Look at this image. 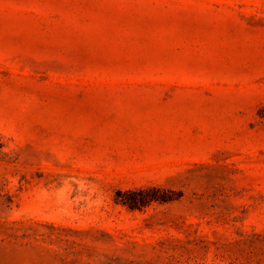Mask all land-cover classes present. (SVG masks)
I'll return each mask as SVG.
<instances>
[{
	"label": "rangeland",
	"instance_id": "obj_1",
	"mask_svg": "<svg viewBox=\"0 0 264 264\" xmlns=\"http://www.w3.org/2000/svg\"><path fill=\"white\" fill-rule=\"evenodd\" d=\"M0 264H264V0H0Z\"/></svg>",
	"mask_w": 264,
	"mask_h": 264
},
{
	"label": "trees",
	"instance_id": "obj_2",
	"mask_svg": "<svg viewBox=\"0 0 264 264\" xmlns=\"http://www.w3.org/2000/svg\"><path fill=\"white\" fill-rule=\"evenodd\" d=\"M151 189H139V190H128L127 193L128 195H130L131 197H133L134 199H132V201H130L128 204L131 208H135L137 206L143 205L145 203H147L149 200H151L153 197H146L145 195L147 192H149ZM135 197H139L138 199H136Z\"/></svg>",
	"mask_w": 264,
	"mask_h": 264
}]
</instances>
